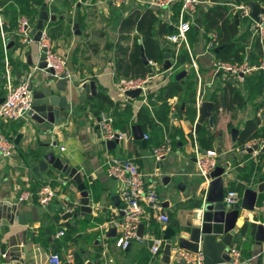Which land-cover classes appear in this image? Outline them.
Segmentation results:
<instances>
[{"label":"crops","instance_id":"1","mask_svg":"<svg viewBox=\"0 0 264 264\" xmlns=\"http://www.w3.org/2000/svg\"><path fill=\"white\" fill-rule=\"evenodd\" d=\"M6 1L0 2L2 10L5 9ZM53 1L57 0H45V6L48 7L50 16H56V21L48 22L44 29H47L50 33L56 50L67 57L69 70L73 73V79L68 81L71 82L70 85L74 86L86 81H95L98 93L102 89L114 103L128 104L130 98L123 96L116 89V83L124 78L117 75L116 61L119 57V49L121 47L132 49L133 42L120 40V26L123 20L128 18L134 11L142 12L149 8L136 0H134V3L130 2L132 5L128 8L126 3L116 6L109 0H58V6H53ZM256 1L264 8V2L261 0ZM203 2L197 15L191 20V31L187 34V39L194 55L198 57L197 63L204 93V103L211 102L214 104L212 101L213 96L217 95L220 98L227 83L236 85L238 90L247 98V103L243 108L233 111L220 106L222 111L219 110L220 108L218 109L214 125L211 126L208 119L202 124L199 132L204 128L213 136L212 150L216 151L215 145H221L218 153V167L225 170L223 177L227 191H230L234 184L245 186L243 191H239L242 194V201L237 206L241 209L245 192L248 190L257 192L260 179H264V168L261 172L255 174L254 180L250 184L244 178L248 175L249 165L253 163L259 165L262 161L260 159L261 155L264 153L260 148L251 151L249 149H239L236 144L248 121L259 120V128L264 129V97H249L244 87L245 83L239 84L235 79L224 77L223 74L215 76L213 64L219 60L216 58V49L203 56L208 42V35L215 31L207 33L204 27L200 25L204 15L215 4L211 0H203ZM241 5L247 6V4ZM235 6L238 5L233 4L232 9L236 16L238 11ZM150 10L157 15L160 23L170 27L171 33L169 35L175 32L180 18V7L178 5L166 10ZM39 16L36 21L31 22L33 40L37 32L36 25ZM5 18L8 28L7 15ZM239 18L241 19L240 32L245 33L247 29L250 31L251 20L242 19L239 14L236 21ZM251 18L254 19L252 16ZM242 20H245V22ZM12 26L14 30L16 25ZM193 26L197 28L193 29ZM136 34L134 32L132 36ZM169 35L161 38L160 41L163 48L173 51L170 52L171 59H173L177 47L169 43L167 39ZM16 43L11 48L14 59L15 84L18 83L20 76L18 73L23 74L30 70L39 55L38 43H30L25 47L23 55L16 54ZM256 45H258L257 48ZM260 54V44L252 40L250 36V42L245 51V59L255 63ZM29 58L32 62L31 65H29ZM204 59H207L208 62L205 63ZM151 62L149 61L148 65L151 66L154 73L149 86L151 93H156L160 88L167 85L174 73V68L180 62L182 64L180 73L187 71V76L182 78L181 81L188 78L194 79L196 81L197 97L199 79L193 69L187 68L190 65V59L184 47L180 50L178 63L169 72L164 67L165 62L163 65L154 62H152L154 65H151ZM39 78L37 87L40 88L41 84L47 79V75L39 74ZM0 95H2L0 98H4L6 95L1 77ZM64 95L68 96V94ZM95 99L81 104L78 98H74V100L69 98V101L73 102L72 111L60 115L58 126L49 125L48 123L38 125L26 116L11 122L0 120V128L4 130L8 137L15 140L20 137L19 135H22V138H19L18 146L16 145L17 150L10 158L0 155V201L20 204L22 195L28 193L30 196L24 201L27 206L22 207L17 214L29 215L31 208L38 204L36 193L43 185H50L57 190V196L50 205L52 212L41 215L36 214L38 221L31 220L27 225H21L18 216H16L13 226H10L9 221H0V247L6 246L5 251L7 252L10 249L11 236L13 237L12 241H15V235L19 237L27 231V253L21 252L20 257H12L9 252L11 264H48V257L52 252L60 254L63 264H75L77 259L80 260L81 264H161L162 252L160 255L153 257L148 242L153 237H164L163 232L174 226L175 220L185 222L190 213L197 211L195 209L196 202L200 201L203 196L207 197L204 180L203 183H199L195 178L198 176L193 153L195 141L191 134L193 128L196 127L200 113L197 112L195 122H190L187 117L180 118L178 117L179 106L184 108L185 104H180L177 98L171 99L176 103L177 122H172L170 107L167 126L162 124L159 130L151 132V134H145L139 125L134 124L131 126L130 131L126 132L133 139L107 146L101 140L99 120L102 113L113 116L109 112L98 114L93 107ZM131 104L135 115L141 108L145 107L140 97L134 99ZM213 109L212 115L214 117ZM27 125L30 130L25 129ZM233 130L239 131L235 142L233 140ZM198 133H196V138ZM144 135L151 136L148 140H145ZM165 137L172 140L173 151L162 162L157 163L152 157L153 149L161 145ZM196 142L204 149L198 139H196ZM47 144L50 145L49 149L44 147ZM62 148H65V151H62ZM42 151H53L63 160L70 161L73 167L82 172L87 182L92 200V214L69 220L70 227L65 226V222L58 216L57 209L64 206L67 192L70 191V188L74 189V183L61 173L53 171L47 173V177L44 174H40L41 177L35 175L32 177L30 164L37 162L33 154ZM112 157L129 158L138 164L145 175L146 185L152 187L156 192L159 191L164 196V198H161L158 194L163 201V205L164 203L168 204L164 208L171 219L168 226L162 227L151 214L147 215L143 222L145 227L144 241H134L126 251L116 247L117 231L110 234V230L114 228L105 226L109 222L123 217L121 183L109 178L106 173V162ZM232 190L237 191L236 189ZM114 197H119L118 205H116ZM242 213L246 216L249 230L256 225L264 224V194L257 192L253 212L244 210ZM51 215L55 218H52ZM87 221L88 225L86 226ZM239 224V226H242V222L239 221ZM237 229L238 234H242V237H235L234 247L240 249L242 260L247 261L248 264H264L261 258L264 242L258 245L253 234L250 232L245 234L242 227ZM62 231L65 234L61 236ZM172 260H174L173 252Z\"/></svg>","mask_w":264,"mask_h":264},{"label":"built area","instance_id":"2","mask_svg":"<svg viewBox=\"0 0 264 264\" xmlns=\"http://www.w3.org/2000/svg\"><path fill=\"white\" fill-rule=\"evenodd\" d=\"M113 5L121 6L127 0H109ZM138 3L148 7L149 9L166 10L174 5L180 7L179 24L173 34L168 36V41L176 45L177 50L173 59H171L172 68L178 63L180 50L184 47L189 55L190 65L188 69H193L199 79L198 94L196 97L195 108L199 113L204 103V93L202 90L201 77L199 75L197 56L194 55L187 39V34L191 31V20L198 13L199 7L204 3L203 0H136ZM242 19H250L251 38L257 41L261 47V54L255 63L245 59L241 63H229L221 60L213 64L215 76L223 74L224 77L235 79L239 84H244L246 79L254 73H264V14H260L258 20L251 18L250 10L246 5L235 6ZM33 27L31 21L26 16H21L18 19L17 26L13 31L7 28V22L3 10L0 8V56L1 69L0 77L3 81V87L6 92L4 102L0 105V120L5 122L17 121L24 118V112L31 110L34 101V91L39 81V74L49 75L46 71L52 70V76L55 80L73 79V73L69 70L67 57L57 51L53 39L47 29H43L42 36L38 42L39 55L36 63L32 65L30 70L21 73L18 83L15 84L14 65L12 57V49H9L8 40L10 37L16 39L17 50L16 54L23 55L25 47L33 43ZM208 42L203 54L213 52L218 47V34L212 32L208 35ZM45 63V68H41V63ZM151 65H154L152 62ZM153 77L149 75L146 78H123L116 83V89L120 94L126 96L129 91L140 90L142 103L145 107L152 111V103L156 102L155 98H150V82ZM171 107L172 122H177L178 119L176 103L169 101ZM222 111V108L219 109ZM114 119L106 113L100 115L99 128L102 142L106 145L108 141H126L133 139L126 132L116 131L114 129ZM195 141L194 156L197 175L204 180V188L211 184V174L218 167L219 154L215 150L202 149L196 142V132L193 128L191 132ZM144 139L148 140L149 136L144 135ZM260 148L264 153V139L257 138L248 142L244 149ZM17 146L13 139L8 137L3 129L0 128V155L5 158H10ZM65 151V148L61 149ZM173 151L172 140L165 137L164 142L153 149L152 157L157 162H162ZM106 173L111 179L121 183V199L123 203L122 219H115L105 226L116 229L117 239L116 247L126 251L134 241H144V238L139 237V228L143 224L147 215H152L156 221L166 227L171 223L169 215L165 212L163 201L160 199L157 192L146 185L145 175L141 171L137 163L129 158L112 157L106 162ZM30 195L25 193L22 195L20 202H24ZM57 196V190L50 185H43L36 193L38 204L43 208H49L53 199ZM242 201V194L239 191H227L224 197V203L227 206H237ZM62 231L60 235H64ZM152 246L150 248L151 255L156 257L161 254L165 246L163 236L153 237ZM230 262L227 264H248L242 260L240 249L233 247L230 250ZM264 262V250L261 254ZM10 254L3 251L0 247V264H11ZM173 259L180 261L184 259L187 264H204V256L202 252L192 254L184 250L175 249L173 251ZM48 264H63L59 253L52 252L48 257Z\"/></svg>","mask_w":264,"mask_h":264},{"label":"water","instance_id":"3","mask_svg":"<svg viewBox=\"0 0 264 264\" xmlns=\"http://www.w3.org/2000/svg\"><path fill=\"white\" fill-rule=\"evenodd\" d=\"M250 9L251 16L254 20H258L260 14H264V8L261 7L260 3L256 0H250L247 4ZM239 13H236L238 19ZM56 21V16H50L48 7L44 6L41 9L39 21L36 25V34L34 36V42L38 43L42 36V31L48 22ZM238 22V21H237ZM16 39L10 37L8 40L9 49L15 46ZM171 53L167 52L164 55L165 69L166 71L172 68L171 65ZM142 59L145 65H149V60L145 54H142ZM31 59L29 58V65H31ZM46 64L41 63L40 67L45 68ZM0 69H1V56H0ZM47 79L41 84V87H35L34 101L31 110L24 112L25 116L30 118L38 125H49L58 126L60 123V115L65 112L72 111L73 102L69 101V98H78L81 104L86 101H91L97 97V83L95 81H86L82 84H75L71 86L67 80H55L52 76V70L46 71ZM19 75L21 72L18 73ZM149 76L154 77L153 69L149 70ZM187 76V71L179 73L176 79L179 81ZM39 82V81H38ZM64 94H68L64 95ZM141 95L140 90L129 91L126 96L130 99H138ZM4 98H0V105L4 102ZM214 104L211 102L203 103L198 122L196 124V133L199 132L203 123L209 119L211 126L214 125V117L212 115V109ZM140 128V127H138ZM26 130H30L27 125ZM233 140H237L239 131L233 130ZM143 134L141 133V136ZM17 139L13 140L18 146L19 135ZM113 143L118 144V141H108L106 145ZM45 148L49 149L50 145H44ZM255 149V148H254ZM251 151V149H249ZM34 159L37 162L30 164L31 176L34 175L41 177L40 174H44L47 177V173L58 172L63 176L73 181L74 189L68 190L64 206L57 209L58 216L65 222L66 227H70L69 220L77 219L79 216H86L92 214V204L90 192L88 190L87 182L84 175L78 168L73 167L70 161L63 160L61 157L56 155L53 151L47 152H36L33 154ZM225 170L217 167L216 170L211 174V184L208 189L207 197L203 196L200 201L196 202V212L190 213L187 216L185 222L174 221V226L169 227L163 232L165 239V246L161 255V264H187L182 259L180 261L172 260V252L175 249L187 251L192 254H198L202 252L204 256V264H227L230 262V250L234 247L235 237H242V234H238V227H242L244 233L254 235V239L258 245L264 242V224L254 226L249 230L247 225L246 216L243 215L242 211L253 212L255 209V203L257 200V192L264 194V179H260L257 192L246 191L241 209L238 206H227L224 203V197L227 193L225 187L224 176ZM116 205L119 203V197H114ZM25 202L20 204H12L11 202L0 201V221H9L10 226H13L16 216L19 218L21 225H27L31 220L38 221L36 214L41 215L48 212H52V207L43 208L39 204L34 205L31 208V213L20 214L17 213L22 207H26ZM168 204L164 203V207ZM52 218H55L51 215ZM242 218V220H240ZM239 221L242 222V226H239ZM144 225L141 224L139 228V237L144 236ZM111 232L116 233V229H111ZM15 241H12L11 236L10 249L12 257H20L21 252L27 253V231L22 236L15 235ZM149 247L152 246V240L148 242ZM23 248V249H21ZM2 250H6V246L2 247ZM93 264V263H88Z\"/></svg>","mask_w":264,"mask_h":264},{"label":"trees","instance_id":"4","mask_svg":"<svg viewBox=\"0 0 264 264\" xmlns=\"http://www.w3.org/2000/svg\"><path fill=\"white\" fill-rule=\"evenodd\" d=\"M3 0H0L2 2ZM215 6L212 7L203 17L200 25L208 33L215 31L218 34V47L215 50L216 58L229 63H241L245 60V51L250 42L251 33L249 29L245 33L240 32L241 19L236 21L235 12L232 5L248 4L250 0H211ZM264 2V0H261ZM3 13L9 20L8 30H13L12 25L17 26L19 17L26 16L31 22L37 20L40 9L45 6V0H7ZM228 3V4H227ZM231 4V5H230ZM245 22V20H242ZM196 26H193V29ZM137 34L132 36V33ZM170 27L159 22L157 15L150 9L142 12L134 11L131 15L123 20L120 26V40L123 42H133L132 49L121 47L119 57L116 61V71L119 77L124 78H146L149 75L151 66H147L142 59L144 53L149 61L155 64L163 65L165 62L164 55L167 52H173L170 49L163 48L161 38L169 35ZM258 45H256V48ZM179 62L174 68V73L167 83L156 93H151L150 98H155L156 102L152 103V111L147 107L141 108L135 115L131 102L128 104L114 103L104 90H100L93 107L98 114L109 112L114 117V128L117 131L128 132L132 125H139L142 131L147 134L159 130L163 125L169 123L170 106L169 101L177 98L180 104H185L182 108L179 106L178 117L185 118L190 122H195L197 110L196 102V81L192 78L178 81L176 79L180 72H176L181 67ZM245 90L249 97H264V73H255L248 77L245 82ZM2 96V95H0ZM212 101L215 104L213 109L214 119H217L218 109L224 107L226 110H235L243 108L247 103V98L233 83H227L223 95L219 98L213 96ZM260 122L257 119L250 120L246 123L245 128L241 131L236 147L244 149L245 145L257 138H264V129H260ZM151 135H149L150 137ZM201 146L204 149H212L213 136L202 129L197 134ZM262 154V153H261ZM262 161L259 165L250 164L248 175L245 176L247 183L254 180L256 173L264 168V154L260 158ZM263 166V167H262ZM264 175V173H263ZM243 191L245 186L232 185L231 190ZM88 225V221L86 226ZM75 264H81L76 260Z\"/></svg>","mask_w":264,"mask_h":264},{"label":"rangeland","instance_id":"5","mask_svg":"<svg viewBox=\"0 0 264 264\" xmlns=\"http://www.w3.org/2000/svg\"><path fill=\"white\" fill-rule=\"evenodd\" d=\"M130 2L131 3H134L135 1L134 0H127V2H126V7L128 8V7H131V5L132 4H130ZM58 0L57 1H53V6H58ZM202 12V11H201ZM201 14V13H200ZM31 33H33V31L31 32ZM200 53V52H199ZM198 53V54H199ZM209 58H211V57H209ZM204 62L205 63H207L208 62V60L207 59H204ZM180 70H182L180 67H179V69L176 71V72H180ZM189 71H191V70H189ZM220 147H221V145L220 144H217V145H215V149H216V151H218V153H219V150H220ZM196 179H197V181L199 182V183H203V179L200 177V176H197V177H195ZM157 194H159L160 195V197L161 198H164V196H162L161 194H160V192L159 191H157Z\"/></svg>","mask_w":264,"mask_h":264}]
</instances>
